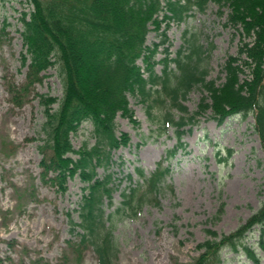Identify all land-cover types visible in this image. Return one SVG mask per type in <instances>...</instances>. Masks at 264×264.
<instances>
[{
	"label": "trees",
	"instance_id": "obj_1",
	"mask_svg": "<svg viewBox=\"0 0 264 264\" xmlns=\"http://www.w3.org/2000/svg\"><path fill=\"white\" fill-rule=\"evenodd\" d=\"M26 2L33 5L31 11L23 12L20 29L27 81L11 90L20 103L30 88L43 80L48 68L56 62L60 64L63 97L38 94L45 116L44 136L40 139L43 143L39 145L40 166L44 181L51 182L62 193L67 191L69 179L78 177L83 183L75 209L79 221L69 212L72 233L79 237L77 241L69 240L73 251L92 248L99 264L116 263L118 220L147 203H160L171 172L170 165H165L166 159L185 149V127H192L208 110L220 123L228 116L253 114L264 149V0ZM210 2L229 8L227 22L241 35L237 54L230 55L223 65L225 80L221 83L209 78L207 50L195 40H188L175 56L166 48L165 56L159 60L154 59L158 44H147L151 26L160 32L166 22L167 27L161 31L166 36L173 20L184 21L194 6L205 10ZM158 63L163 64L161 71L156 68ZM246 69L251 74L244 78ZM195 87L207 93L198 109L190 112L184 101ZM130 95L140 98L150 114V109H157L152 120L158 124L159 132L167 134L174 127L178 142L167 150L152 174L138 169L136 181L128 175L130 184L121 190L120 203L108 211L119 188L110 170L115 162L114 151L131 142L128 132H119L117 116L138 122ZM85 123L90 125L89 137L76 149L72 135ZM99 168H103L104 174L99 173ZM222 211L223 205L219 213ZM257 227L264 231V198L260 207L234 231L219 233L207 229L209 236L198 243L201 252L193 262L175 264H218L224 248L243 251L254 264H261L259 253L245 241ZM260 244L264 250L262 237Z\"/></svg>",
	"mask_w": 264,
	"mask_h": 264
},
{
	"label": "rangeland",
	"instance_id": "obj_2",
	"mask_svg": "<svg viewBox=\"0 0 264 264\" xmlns=\"http://www.w3.org/2000/svg\"><path fill=\"white\" fill-rule=\"evenodd\" d=\"M32 9L26 0H0V264H98L92 248L78 253L69 245V240L79 239L72 233L69 212L79 221L75 209L82 181L69 179L68 189L62 193L41 177L39 145L43 143L45 116L38 94L63 97L60 64L48 68L43 80L32 86L20 103L11 90L27 81L20 29L23 12ZM229 11L213 2L205 10L194 6L184 21L171 22L166 36L161 32L166 22L160 32L151 26L147 44H158L154 59L164 57L166 48L175 56L188 40H195L207 50L209 78L223 82V65L230 55L237 54L241 38L239 30L227 22ZM162 67L158 63L156 68L161 71ZM250 74L246 69L242 77ZM206 93L200 87L192 89L184 101L190 112L198 109ZM129 99L138 122L117 116L119 132H128L131 142L114 151L110 170L119 188L108 211L120 203L121 190L130 184L128 175L136 181L138 169L152 174L167 150L178 142L173 127L167 134L159 132L152 120L157 109H150V114L140 98L130 95ZM199 118L191 129L186 127L182 138L185 149L165 161L171 172L160 203H147L118 220L115 264L191 263L201 252L198 243L209 236L207 229L232 232L260 207L264 198V149L253 114L246 118L234 115L220 123L209 110ZM89 131L90 125L85 123L72 135L76 149L88 139ZM99 173L104 174L103 168ZM261 237L264 241V231L254 228L245 241L264 264ZM222 253L218 264H253L243 251L224 248Z\"/></svg>",
	"mask_w": 264,
	"mask_h": 264
}]
</instances>
